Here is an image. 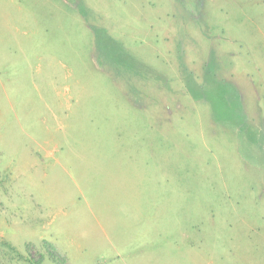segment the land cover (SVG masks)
I'll return each mask as SVG.
<instances>
[{"label":"rangeland","instance_id":"1","mask_svg":"<svg viewBox=\"0 0 264 264\" xmlns=\"http://www.w3.org/2000/svg\"><path fill=\"white\" fill-rule=\"evenodd\" d=\"M0 264H264V0H0Z\"/></svg>","mask_w":264,"mask_h":264},{"label":"trees","instance_id":"2","mask_svg":"<svg viewBox=\"0 0 264 264\" xmlns=\"http://www.w3.org/2000/svg\"><path fill=\"white\" fill-rule=\"evenodd\" d=\"M50 256L52 257V258H54V256H53V254L52 253H50ZM55 259V258H54Z\"/></svg>","mask_w":264,"mask_h":264}]
</instances>
